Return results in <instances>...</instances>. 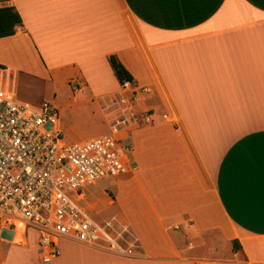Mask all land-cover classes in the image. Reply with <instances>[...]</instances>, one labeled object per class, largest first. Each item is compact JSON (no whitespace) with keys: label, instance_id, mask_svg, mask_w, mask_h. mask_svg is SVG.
<instances>
[{"label":"crops","instance_id":"1","mask_svg":"<svg viewBox=\"0 0 264 264\" xmlns=\"http://www.w3.org/2000/svg\"><path fill=\"white\" fill-rule=\"evenodd\" d=\"M0 3L22 20L0 39L9 87L21 70L96 101L134 93L130 167L96 211L124 252L61 239L53 264H264V0ZM0 264H40L37 238L0 239Z\"/></svg>","mask_w":264,"mask_h":264},{"label":"built area","instance_id":"2","mask_svg":"<svg viewBox=\"0 0 264 264\" xmlns=\"http://www.w3.org/2000/svg\"><path fill=\"white\" fill-rule=\"evenodd\" d=\"M134 101L133 92L120 102L104 100L107 108L119 105L110 133L67 143L54 107L17 100L0 79V239L9 232L20 245L27 230H35L40 264L54 263L61 239L123 251L125 230L113 219L94 221L79 202L88 187L128 172L130 146L122 143L118 131L136 119Z\"/></svg>","mask_w":264,"mask_h":264},{"label":"rangeland","instance_id":"3","mask_svg":"<svg viewBox=\"0 0 264 264\" xmlns=\"http://www.w3.org/2000/svg\"><path fill=\"white\" fill-rule=\"evenodd\" d=\"M19 71L15 80V87H10L14 91L16 99L32 105L46 102L54 107L59 116L63 140L67 143L109 134L111 126L115 124L117 117L120 115V113L114 111L119 107L118 104L110 105L107 108L106 105H109V103L104 105L101 100L96 101L95 94L90 92L88 87L79 88L77 84L55 85L50 81L39 79L35 75ZM122 95L128 99L131 92L126 90L122 92ZM118 101L120 102V97ZM83 192L84 199L79 202V206L94 221L100 222V218L105 217L107 212L101 210L100 215H97L96 211L101 208L99 200L102 198V192L109 193L107 183L100 182L95 186L88 187ZM90 206H94V208L90 209ZM9 234V232H2L1 238L11 241L12 234ZM26 238L29 242H33L37 238V232L28 229Z\"/></svg>","mask_w":264,"mask_h":264},{"label":"trees","instance_id":"4","mask_svg":"<svg viewBox=\"0 0 264 264\" xmlns=\"http://www.w3.org/2000/svg\"><path fill=\"white\" fill-rule=\"evenodd\" d=\"M4 1L8 0H0V2ZM21 24V17L13 7H0V39L13 36L16 33V29L21 26ZM109 62L114 76L120 85H123L124 83H131L133 81L131 74L114 56L109 57ZM233 248L234 250L238 249V245L235 241L233 242Z\"/></svg>","mask_w":264,"mask_h":264}]
</instances>
